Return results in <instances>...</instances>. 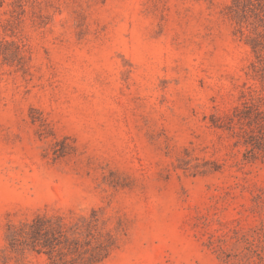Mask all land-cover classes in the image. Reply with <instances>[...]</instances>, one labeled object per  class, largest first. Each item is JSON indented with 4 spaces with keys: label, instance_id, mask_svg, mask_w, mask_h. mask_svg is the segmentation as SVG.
Wrapping results in <instances>:
<instances>
[{
    "label": "rangeland",
    "instance_id": "374dc122",
    "mask_svg": "<svg viewBox=\"0 0 264 264\" xmlns=\"http://www.w3.org/2000/svg\"><path fill=\"white\" fill-rule=\"evenodd\" d=\"M263 76L264 0H0V264H264Z\"/></svg>",
    "mask_w": 264,
    "mask_h": 264
},
{
    "label": "trees",
    "instance_id": "16d2710c",
    "mask_svg": "<svg viewBox=\"0 0 264 264\" xmlns=\"http://www.w3.org/2000/svg\"><path fill=\"white\" fill-rule=\"evenodd\" d=\"M251 100H254L253 96H251ZM255 108L256 105L253 104L252 101L246 102L244 104V109L242 110V115L237 116L238 121L242 125L247 124L251 129L249 133L250 140L247 141V143L252 146V149H250L247 154H252L257 150L264 151V137L261 134H256L253 129L255 124L264 128V112ZM63 235L64 234H61V232H56L51 225H47V223L39 219L29 225L27 229H22L18 232L15 231L13 233V240L18 242L20 238H28L34 249L41 246L42 249H46L52 254L55 252L56 247L62 244L60 239ZM86 246H89V244H86ZM106 249L107 248H105V250ZM74 253H79L78 247L72 252V254ZM78 256L83 262L88 261L90 264H93L95 263V248H93L92 251L87 249L83 253H79Z\"/></svg>",
    "mask_w": 264,
    "mask_h": 264
}]
</instances>
